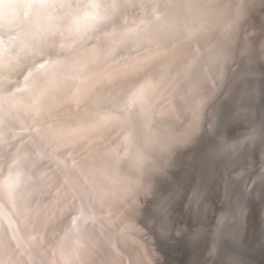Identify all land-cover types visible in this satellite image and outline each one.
<instances>
[{
    "label": "rangeland",
    "instance_id": "1",
    "mask_svg": "<svg viewBox=\"0 0 264 264\" xmlns=\"http://www.w3.org/2000/svg\"><path fill=\"white\" fill-rule=\"evenodd\" d=\"M94 2L39 57L0 31V264H264V0Z\"/></svg>",
    "mask_w": 264,
    "mask_h": 264
},
{
    "label": "bare ground",
    "instance_id": "2",
    "mask_svg": "<svg viewBox=\"0 0 264 264\" xmlns=\"http://www.w3.org/2000/svg\"><path fill=\"white\" fill-rule=\"evenodd\" d=\"M63 2H64V0H0V31H2V33H4V36H5L6 40L8 41L7 43L12 44L11 46H15L16 51H18V52H28L27 53L28 56H32V54H33V56H35L34 52H36V56H38V54H40V52H43V51L38 50V48H40V45H41L40 41L42 40V39L40 40V38H42V36H44L43 42L45 43V39H47L48 34H49L48 32H47L48 34L45 33V34H47L46 35L47 37H45L44 33L40 31L41 29H38V28H42L44 26L42 28L43 31L44 30L46 31V29H44V28H48V31L52 30V32H54V33L56 32V30H58V32H57L58 36L63 35V37L72 38V40H74V36L76 38H80V36H82V34L86 33V30H89L90 28H92V22H94V18H96V16H94V14H96V8L98 6H96V2H94V0H90L84 10H76V8L74 10H71V9L68 10L67 7L65 6L66 8L65 7H64V9L61 8L62 10H64V12L61 10L62 12L60 11L59 14L57 12L55 15L53 12H56L57 6ZM66 5L72 6V1L66 2ZM65 9H67V10H65ZM57 11H58V9H57ZM156 15H158V14H156ZM37 30L39 32L43 33L42 36H40V38H36V37H38ZM34 38H36V39H34ZM0 40H1V36H0ZM2 40L0 41V64L2 63V66L0 65V67H3L4 63L6 62V60H5V62H3L1 59L2 58V52L4 50L3 48L5 46V45H3L4 40H3V42H2ZM43 42H42V44H43ZM5 44H6V42H5ZM46 45H49L48 42H46ZM61 46H62V44L60 42V44H58V48H61ZM68 46H72V44H68ZM62 47L64 48V46H62ZM19 55H21V54L19 53ZM22 55H24V54H22ZM33 56H32V58H34ZM3 60H4V58H3ZM53 61H56V59ZM58 64H57V66H58ZM41 65H44V64H41ZM41 67H43V66H41ZM53 74H57V71ZM54 76H56V75H54ZM139 107H140V105H139ZM2 114H4V113H2ZM3 117H5V114L3 115ZM3 117H1V118L4 119ZM2 119H0V120H2ZM74 230H76V220H74ZM11 235H12L14 241H16V238H14V234H12V232H11ZM214 239H216V238H214ZM171 244L176 245V243H163V242L160 243V246H161L164 254L168 258L169 264H195L194 260L193 261H191V260L187 261V259H185L184 251H179V249H176ZM212 246L210 248H212ZM218 247H220V246H218ZM225 248L227 249L226 246H225ZM219 249H222V248L220 247ZM154 251L156 252V254H158V252L156 250H154ZM255 252H257V251H255ZM204 253L207 254V252L203 251V255H204ZM185 254H186V258L188 256L191 257V255H193L190 246L185 245ZM203 255H202V260H203ZM226 256H227V254H226ZM216 257L210 255L208 257V264H220L218 261V258H216ZM163 260L166 261V259H164L162 257L159 258V264H168L167 261L164 263ZM228 260H230V258H228ZM221 261L222 260H220V262ZM112 262H114V261H112ZM235 262H234V264H237ZM205 264H206V261H205Z\"/></svg>",
    "mask_w": 264,
    "mask_h": 264
}]
</instances>
